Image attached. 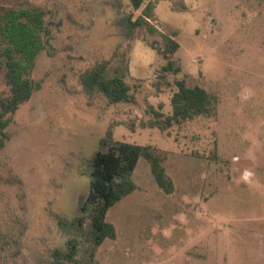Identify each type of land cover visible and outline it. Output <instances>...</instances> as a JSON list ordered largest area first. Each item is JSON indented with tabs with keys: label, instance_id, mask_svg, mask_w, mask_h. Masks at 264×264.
Segmentation results:
<instances>
[{
	"label": "rangeland",
	"instance_id": "374dc122",
	"mask_svg": "<svg viewBox=\"0 0 264 264\" xmlns=\"http://www.w3.org/2000/svg\"><path fill=\"white\" fill-rule=\"evenodd\" d=\"M149 3L157 32L129 40L118 24L129 0H0V17L42 10L53 37L33 68L40 88L0 150V264H50L67 240L58 217L80 215L88 163L109 130L151 146L175 190L165 193L141 158L138 189L107 214L118 237L99 247L98 264H264V0H146L135 15ZM172 34L178 74L162 70ZM104 60L112 72L130 63L134 102L85 92L81 75ZM179 80L211 94L210 111L152 127L150 107L172 114Z\"/></svg>",
	"mask_w": 264,
	"mask_h": 264
},
{
	"label": "trees",
	"instance_id": "16d2710c",
	"mask_svg": "<svg viewBox=\"0 0 264 264\" xmlns=\"http://www.w3.org/2000/svg\"><path fill=\"white\" fill-rule=\"evenodd\" d=\"M145 1L129 0L131 11L124 12L119 19L118 24L126 39L134 38L139 29H146L149 33L157 32L151 23L155 17L154 4H147L141 15H135ZM176 36H163L164 48L160 53L167 60L163 72L178 74L182 70L174 59L180 48L174 39ZM52 38V29L45 22L42 10L11 11L0 17V65L4 69L5 84L8 87V93L0 97V150L9 139L6 129L12 115L40 88L32 72L37 55L47 48L46 45H50ZM129 67L130 63H126L123 69L118 67L112 72L111 60L98 62L81 75L82 86L89 95L102 93L111 104L132 103L134 95L125 73ZM176 86L177 91L171 99L172 114L165 117L150 107V113L155 116L152 127L166 130L174 123L191 120L210 111L213 98L204 88L191 87L185 80L177 81ZM100 146L87 166L90 190L81 205L80 215L73 220L58 217L67 240L63 247H57L51 252L50 264H98L96 254L99 247L105 240L118 237L115 226L107 221V214L117 203L138 189L132 177L141 158L150 163L156 183L165 193L172 194L175 190L172 179L166 174L162 158L151 146L115 140L111 130L100 140ZM82 250L84 255L81 254Z\"/></svg>",
	"mask_w": 264,
	"mask_h": 264
}]
</instances>
